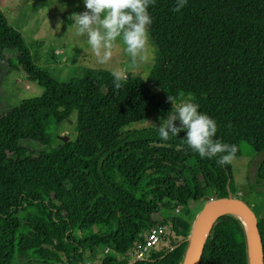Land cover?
Segmentation results:
<instances>
[{
	"label": "trees",
	"instance_id": "16d2710c",
	"mask_svg": "<svg viewBox=\"0 0 264 264\" xmlns=\"http://www.w3.org/2000/svg\"><path fill=\"white\" fill-rule=\"evenodd\" d=\"M175 4L149 6L157 62L146 79L128 77L119 90L105 70L58 82L37 69L0 10V62L42 88L0 115V264H182L189 206L237 198L230 164L193 152L186 130L163 140L158 127L132 126L149 105L166 119L175 110L170 95L213 118V139L236 145L235 157L264 152V0H187L178 12ZM72 112L75 140L52 146ZM261 182L264 154L248 186ZM256 218L264 264V213ZM156 225L168 227L159 246L132 259ZM198 264H248L237 217H217Z\"/></svg>",
	"mask_w": 264,
	"mask_h": 264
},
{
	"label": "rangeland",
	"instance_id": "374dc122",
	"mask_svg": "<svg viewBox=\"0 0 264 264\" xmlns=\"http://www.w3.org/2000/svg\"><path fill=\"white\" fill-rule=\"evenodd\" d=\"M0 10L7 24L22 37L35 67L58 82L79 77L84 68L101 69L110 73L118 69L129 73L128 77L138 76L144 80L151 67L157 62L156 48L149 38L151 53L154 56L149 62L138 66L132 65L122 45L118 43L114 59L105 65L98 64L87 44V37L76 35L71 18L73 13H82L86 10L83 0H0ZM7 56L13 63L15 62L13 52H8ZM41 91L42 88L36 83L27 81L21 71L0 62V115L16 106L22 99L39 96ZM140 98L144 100L143 95ZM148 110L147 117L132 127L142 129L160 126L162 121L158 118L157 110L151 105L148 106ZM75 119L76 115L72 112L68 118L60 121L52 146L66 147L69 142L75 140ZM32 149L43 148L35 146ZM263 154L264 152L255 154L248 151L235 157L230 164L236 197L246 203L256 217L264 213V182L254 185V189H250L248 185L249 182L253 183L255 165ZM207 204L208 202H194L189 206L190 216L194 220L191 234L205 212L204 208ZM180 213L181 210L172 214L178 216ZM157 246L159 244L154 248Z\"/></svg>",
	"mask_w": 264,
	"mask_h": 264
},
{
	"label": "clouds",
	"instance_id": "9594fccd",
	"mask_svg": "<svg viewBox=\"0 0 264 264\" xmlns=\"http://www.w3.org/2000/svg\"><path fill=\"white\" fill-rule=\"evenodd\" d=\"M86 10L73 13L77 36H86L96 62L105 65L114 59L115 49L119 43L124 53L134 66L154 59L149 43V26L152 23L148 11L156 0H83ZM187 0H176L173 11H180ZM125 71L114 69L111 72L117 90L128 79ZM172 108L166 119L158 127L159 136L168 140L186 130L185 143L201 158H213L219 154L218 165L231 164L238 147L214 140L217 122L205 113L198 111L199 106L192 102L176 104V99L169 95ZM180 126L176 125V121Z\"/></svg>",
	"mask_w": 264,
	"mask_h": 264
},
{
	"label": "water",
	"instance_id": "95a60500",
	"mask_svg": "<svg viewBox=\"0 0 264 264\" xmlns=\"http://www.w3.org/2000/svg\"><path fill=\"white\" fill-rule=\"evenodd\" d=\"M62 140H65L62 138ZM208 208L197 222L194 233H190V243L186 249L182 264H198L204 242L208 232L217 219V217L224 214H231V210L240 211L246 218V226L237 217L246 233L248 245V264H262V250L260 243V236L258 232L257 218L252 209L243 201L235 197H222L213 199L208 202ZM192 230V228H191ZM27 264H45V263H27Z\"/></svg>",
	"mask_w": 264,
	"mask_h": 264
},
{
	"label": "built area",
	"instance_id": "2783aa9c",
	"mask_svg": "<svg viewBox=\"0 0 264 264\" xmlns=\"http://www.w3.org/2000/svg\"><path fill=\"white\" fill-rule=\"evenodd\" d=\"M177 210L178 208L175 209V211ZM166 232V225H156L150 228L143 236V243L135 246L132 253H130V257L134 260L142 258L145 254H147L149 249L154 247L159 242L160 238Z\"/></svg>",
	"mask_w": 264,
	"mask_h": 264
},
{
	"label": "bare ground",
	"instance_id": "6f19581e",
	"mask_svg": "<svg viewBox=\"0 0 264 264\" xmlns=\"http://www.w3.org/2000/svg\"><path fill=\"white\" fill-rule=\"evenodd\" d=\"M207 208H208V206L206 205L205 208H204V211H206ZM230 213H232L235 216H237L244 223V225L246 226V223H247L246 222V218L244 217V215L240 211H238V210H231Z\"/></svg>",
	"mask_w": 264,
	"mask_h": 264
}]
</instances>
